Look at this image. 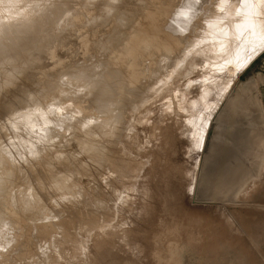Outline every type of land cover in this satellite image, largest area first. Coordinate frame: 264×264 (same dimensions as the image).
Here are the masks:
<instances>
[{
    "label": "rangeland",
    "instance_id": "obj_1",
    "mask_svg": "<svg viewBox=\"0 0 264 264\" xmlns=\"http://www.w3.org/2000/svg\"><path fill=\"white\" fill-rule=\"evenodd\" d=\"M10 1L49 24L0 44V264H264L257 0Z\"/></svg>",
    "mask_w": 264,
    "mask_h": 264
},
{
    "label": "bare ground",
    "instance_id": "obj_2",
    "mask_svg": "<svg viewBox=\"0 0 264 264\" xmlns=\"http://www.w3.org/2000/svg\"><path fill=\"white\" fill-rule=\"evenodd\" d=\"M230 1H231V0H230ZM233 1H234V0H233ZM235 1H236V0H235ZM247 1H248V0H247ZM10 2H12V1H10V0H0V44H2L3 41H4L5 39H6L8 42H10V41H15L16 43L21 44V46H24V45H31L32 43H35V38H37V37L40 35V32L42 31L40 28H42V26H44V25L47 23L48 18L46 19V21H44V20H45V19H44V18H45L44 15H46L47 13L44 12V10L42 11V6H38V5H37V7L34 8V9L36 10V12H37V14H36V12L34 11L35 14H36V16H34L33 18H28V16H27V19H28V20H26V21H29V24H28L29 27H28V30L26 31V33L29 31L28 36H26L25 39L23 38L22 40L20 39L19 41H17V40L19 39V37L21 36V34L19 33L20 31H19L18 28L21 29V27H20V26H19V27H18V26L15 27V19H12L11 16H10V18L5 17V19L2 17V16H3L2 14H3L4 12H6L7 9H10V7H12V6H10V5H11ZM17 2H18V1H17ZM89 2H90V1H89ZM204 2H205V1H204ZM218 2H220V1H218ZM237 3H238V2H237ZM254 3H255V2H254ZM199 4H200V3H199ZM15 5H16V3H15ZM228 5H229V2H228ZM235 5H237V4L235 3ZM249 5H251V4H249ZM253 5H254V6H252V7L250 8V11H252V12L249 11V13H254V15L252 14L253 16H255L254 18H252L253 23H252V21H250L251 18H250V20H248L249 17H253V16H250V14H248L249 16H247V17H248V18H247L246 15H244V17H246V18H244V19H247V21H249L250 24L252 23V25L249 26L250 29H251V27H252V29H251V30H252V33L249 31L250 29L248 30V31L250 32V34L248 33V31L246 32V34L248 33L249 36H247V39L244 40L245 43H244V41H243V43H244V47H248V46H250L251 43H252V40H253L254 42H257V41L259 40L258 37H260V36H262V35L264 34V0H257L256 4H253ZM13 6H14V5H13ZM30 6H31V5H30ZM34 6H35V5H34ZM16 7H17V6H16ZM16 7H15V8H16ZM19 7H20V6H19ZM19 7H17V9H18ZM199 7H200V6H199ZM229 7H233V6H229ZM234 7H235V6H234ZM12 8H13V7H12ZM49 8H50V7H49ZM201 8H202V7H201ZM243 8H244V7H243ZM243 8H242V9H243ZM204 9H205V8H204ZM217 9H218V8H217ZM233 9H234V8H233ZM233 9L231 10L232 12L235 11V10H233ZM26 10H27V9H26ZM205 10H206V9H205ZM213 10H214V9H213ZM222 10H223V9H222ZM222 10H221V11H222ZM226 10H227V9H224V11H226ZM229 10H230V9H229ZM237 10H238V9H237ZM7 11H8V10H7ZM12 11H14V10H12ZM19 11H21V10L19 9ZM22 11H23V9H22ZM29 11H30V10H29ZM29 11H28V12H29ZM209 11H210V10H209ZM218 11H219V10H218ZM246 11H248V10H246ZM17 12H18V11H17ZM24 12H25V11H24ZM31 12H32V10H31ZM206 12H208V11H206ZM229 12H230V11H229ZM235 12H236V11H235ZM7 13H8V12H7ZM201 13H202V11H201ZM203 13H204V12H203ZM208 13H209V12H208ZM215 13H216V12H215ZM223 13H224V12H223ZM226 13H228V12L226 11ZM237 13H238V11H237ZM4 14L6 15V13H4ZM13 14H14V13H13ZM24 14H25V13H24ZM28 14L30 15V13H28ZM206 14H207V13H206ZM228 14H229V13H228ZM228 14H227V16H228ZM230 14H231V13H230ZM233 14H234V13H233ZM235 14H236V13H235ZM239 14H240V11H239ZM241 14H242V13H241ZM246 14H247V13H246ZM7 15H8V14H7ZM15 15H18V13L15 14ZM19 15H21V14H19ZM19 15H18V16H19ZM33 15H34V13H33ZM33 15H32V16H33ZM202 15H203V14H202ZM204 15H205V13H204ZM209 15H210V14H209ZM209 15H208V17H209ZM220 15H221V13H220ZM223 15H224V14H223ZM231 15H232V14H231ZM231 15H229L230 18H232ZM242 15H243V14H242ZM8 16H9V15H8ZM23 16H24V15H23ZM23 16L21 15V17H23ZM25 16H26V15H25ZM218 16H219V15H218ZM227 16H226V19H227ZM12 17H15V16L13 15ZM150 17H151V16H150ZM206 17H207V16H206ZM212 17H213V16H212ZM220 17H221V16H220ZM223 17H224V16H223ZM233 17H235V16H233ZM237 17H238V15H237ZM15 18H16V17H15ZM202 18H205V16L202 17ZM230 18H228V19L230 20ZM241 18H242V17H241ZM17 19H20V18L18 17ZM21 19H22V18H21ZM24 19H25V17H24ZM208 19H209V18H208ZM219 19H220V18H219ZM222 19H223V18H222ZM234 19H235V18H234ZM234 19H233V20H234ZM237 19H239V18H237ZM237 19H236V20H237ZM206 20H207V19H206ZM229 20H228V21H229ZM210 21H211V20H210ZM234 21H235V20H234ZM234 21H233V22H234ZM239 21L241 22L240 19H239ZM242 21H243V20H242ZM17 22H18V20H17ZM19 22L21 23V21H19ZM45 22H46V23H45ZM48 22H49V21H48ZM230 22H232V20H231ZM230 22H229V23H230ZM233 22H232V23H233ZM27 23H28V22H27ZM232 23H231V26H232ZM16 24H17V23H16ZM43 24H44V25H43ZM47 24H49V23H47ZM47 24H46V25H47ZM195 24H196V23H195ZM207 24H208V23H207ZM207 24H206V25H207ZM250 24H249V25H250ZM9 25H10V30L7 31L6 28H7V26H9ZM18 25H19V24H18ZM24 25H25V24H24ZM28 25H26L25 27L27 28ZM46 25H45V26H46ZM151 25H152V24H151ZM245 25H246V20H245ZM21 26H22V24H21ZM204 26H205V25H204ZM25 27H24V28H25ZM241 27H242V25H241ZM43 28H45V27H43ZM8 29H9V28H8ZM59 29H60V28H59ZM247 29H248V28H247ZM16 30H17V31H16ZM233 30H234V29H233ZM237 30H238V29H237ZM245 30H246V28H245ZM15 31L19 33V34H18L19 36H18V37L16 36V37L14 38L11 34L14 33ZM21 31H22V30H21ZM153 31H154V30H153ZM153 31H152V33H153ZM234 32H235V31H234ZM244 32H245V31H244ZM24 33H25V32H23L22 34H24ZM57 33H58V32H57ZM146 34H147V33H146ZM241 34H242V33H241ZM241 34H240V35H241ZM244 34H245V33H244ZM3 35H4L5 37H3ZM24 35H26V34H24ZM235 36H236V35H235ZM244 36H246V35H243V36L241 35V38H243ZM237 37H238V36H237ZM140 38H141V37H140ZM229 39H230V38H228L227 41H231V40H232V38H231L230 40H229ZM6 40H5V41H6ZM179 40H180V39H179ZM5 41H4V42H5ZM7 41H6V42H7ZM224 41H225V40H224ZM227 41H226V43H227ZM238 41H239V40H238ZM240 41H241V40H240ZM133 42H134V41H133ZM233 42H235V41H233ZM260 42H261V41H260ZM260 42H259V44H261ZM29 43H30V44H29ZM174 43H175V42H174ZM228 43H229V42H228ZM240 43H241V42H240ZM257 43H258V42H257ZM130 44H131V43H130ZM231 44H232V41H231ZM231 44L229 45L230 47H229L228 50H227L228 52L230 51V49L232 50V48L234 47V44H233V47L231 48V46H232ZM254 44H255V43H254ZM262 44H263V42H262ZM53 45H54V44H53ZM127 45H128V44H127ZM173 45H174V44H173ZM222 45H223V44H222ZM224 45H226V44H224ZM239 45H240V44H239ZM239 45L237 44V47H238ZM18 46H19V45H18ZM51 46H52V45H51ZM51 46H50V47H51ZM199 46H200V45H199ZM199 46H198V47H199ZM257 46H258V45H256V48H259V47H260V46H258V47H257ZM173 47H174V46H173ZM173 47H172V48H173ZM222 47H223V46H222ZM226 47H227V46H226ZM254 47H255V46H254ZM53 48H54V46H53ZM131 48H132V46H131ZM224 48H225V47H224ZM235 48H236V45H235V47L233 48V50L231 51V54L229 53L230 55H229V54L227 53V51H225V50H224V51H225L224 53H227V54L229 55V57H230L232 54H233V55H236V53L239 52V51H237L236 53H232V52H235ZM226 49H227V48H226ZM237 49H238V48H237ZM237 49H236V50H237ZM243 49H245V48H243ZM246 49H247V48H246ZM253 49H254V48H253ZM247 50H248V49H247ZM247 50H245V52H246ZM251 50H252V49H251ZM251 50H249V52H250ZM129 51H132V50H129ZM215 51H216V50H215ZM215 51H214V52H215ZM221 51H222V50H221ZM240 51H242V49H240ZM243 51H244V50H243ZM243 51H242V52H243ZM170 52H171V51H170ZM247 52H248V51H247ZM249 52H248V54H249ZM253 52H255V50H253ZM122 53H123V52H122ZM220 53H221V52H220ZM118 54H119V53H118ZM239 54H240V53H239ZM239 54H237V56H238ZM244 54H245V53H243V55H244ZM47 55H48V54H47ZM52 55H53L52 53L49 54V56H51V57H52ZM219 55H220V54H219ZM225 55H226V54H222V55H220V56H223V57L221 58V60L225 57ZM241 55H242V54H241ZM243 55H242L241 58H239V60L243 58ZM246 55H247V54H246ZM252 55H253L252 52H250V55H248V57H246V56L244 55L245 58H246V60H241V61H243V62H241V63H243V65H244V64L246 63V61H248L249 58H250ZM212 56H213V55H212ZM212 56H211V57H212ZM215 56H216V55H215ZM218 57H219V56H218ZM232 57H233V56H232ZM235 57H236V56H235ZM239 57H240V55H239ZM252 57H253V56H252ZM209 58H210V57H209ZM215 58H216V57H215ZM225 58H226V57H225ZM225 58H224V59H225ZM226 59H228V58H226ZM232 59H234V58H232ZM232 59H230V60H232ZM213 60H214V59H213ZM221 60H220V61H221ZM235 60H238V58H236ZM239 60H238V62L236 61V62H237V65L239 64ZM214 61H215V60H214ZM217 61H219V59H218ZM222 61H223V60H222ZM226 61H227V60H226ZM198 62H199V61H198ZM215 62H216V61H215ZM221 64H222V63H221ZM224 64H225V63H223V66H225ZM235 65H236V64H235ZM243 65L241 64V66H243ZM226 66H227V64H226ZM230 66H231V65H230ZM51 67H52V66H51ZM184 67H185V66H184ZM232 67H233V66H232ZM238 67H239V66H238ZM234 68H235V67H234ZM241 68H242V67H241ZM241 68H240V69H241ZM218 69H219V68H218ZM229 69H231V68H229ZM196 70H197V69H196ZM215 70H216V69H215ZM235 70H236V69H234V71H235ZM237 70H238V69H237ZM234 71H233V72H234ZM206 72H207V71H206ZM233 72H232V74H233ZM192 73H193V72H192ZM211 74H212V73H211ZM235 74H236V73H235ZM233 75H234V74H233ZM209 76H210V75H209ZM7 77H8V76H7ZM9 77H10V76H9ZM75 77H76V76H75ZM73 78H74V77H73ZM65 79H66V78H65ZM74 79H75V78H74ZM78 79H80V78H78ZM76 80H77V79H76ZM216 80H217V78H216ZM232 80H233V79H232ZM60 81H61V80H60ZM78 81H80V80H78ZM78 81H77V82H78ZM219 81H220V80H219ZM64 82H65V81H64ZM70 82H72V81H70ZM85 82H86V81H85ZM216 82H218V81H216ZM80 83H81V82H79V85H77V84H75V85H77V87H78V86L81 85ZM221 84H222V83H221ZM60 85L62 86V84H60ZM60 85H59V86H60ZM63 85H65V84H63ZM73 85H74V84H73ZM210 85H211V84H210ZM212 85H213V84H212ZM214 85H215V84H214ZM215 86H216V85H215ZM63 87H64V86L60 87V89H61V88L63 89ZM218 87H219V86H218ZM66 88H67V87H66ZM80 88H81V86H80ZM80 88H79V90H80ZM83 88H84V87H83ZM85 88L87 89V87H85ZM91 88H92V86H91ZM210 88H211V87H210ZM210 88H209V89H210ZM212 88H213V87H212ZM221 88H222V87H221ZM77 89H78V88H77ZM77 89H76V91H77ZM213 89H214V88H213ZM216 89H217V88H216ZM81 90H82V88H81ZM87 90H88V89H87ZM210 90H211V89H210ZM214 90H215V89H214ZM66 91H68V90H66ZM204 91H205V89H204ZM59 92H61V91H59ZM63 92H64V90H63ZM63 92H62V93H63ZM83 92H84V91H83ZM88 92H89V91H88ZM205 92H206V91H205ZM56 93H58V92H56ZM212 93H213V92H212ZM58 94H59V93H58ZM58 94H55V95H58ZM83 94H85V93H83ZM213 94H214V93H213ZM220 94H221V93H220ZM72 95H73V94H72ZM214 95H215V94H214ZM73 96H74V95H73ZM75 96H78V95L76 94ZM70 97H71V95H70ZM206 103H207V102H206ZM205 105H206V104H205ZM209 105H210V104H209ZM35 106H36V105H35ZM35 106L33 105L32 108L36 109L37 106H36V107H35ZM30 107H31V106H30ZM39 107H40V106H39ZM54 107H55V109H54ZM54 107H52L51 111H47V113L50 112V114H49L48 116L46 115L47 118H48L49 116H53V118H57V119H59L58 116L55 114L56 111H57V107H56V106H54ZM27 108H29V107H27ZM23 110H24V109H23ZM29 110L31 111V108H29ZM29 110L27 109L26 112H29ZM32 110H33V109H32ZM36 110H37V109H36ZM36 110H33V111L36 112ZM21 111H22V110H21ZM24 111H25V110H24ZM37 111H39V110H37ZM42 111H43V110H42ZM67 111H68V110H67ZM18 113H19V112H17V114H18ZM21 113L23 114L24 112H21ZM21 113H20V115H22ZM30 113H31V112L27 113V115L30 114ZM36 113L39 114V112H36ZM40 113H41V112H40ZM74 113H75V112H74ZM161 113H162V112H161ZM17 114H16V115H17ZM24 114H25V113H24ZM32 114L34 115V112L31 113L30 116H31ZM16 115H15V116H16ZM27 115H25V116H27ZM42 115H45V114H42ZM42 115H41V116H42ZM18 116H19V114H18ZM28 116H29V115H28ZM35 116H36V115H35ZM12 117H13V116H12ZM23 117H24V116H23ZM20 118H21V116H20ZM24 118L26 119V117H24ZM28 118H29V117H28ZM28 118H27V119H28ZM30 118H31V117H30ZM30 118H29V119H30ZM34 118H35V117H34ZM34 118H32V119L34 120ZM43 118H44V117H42V120H43ZM45 118H46V117H45ZM200 118H201V117H200ZM13 119H14V118H13ZM16 119H18V117H16ZM27 119H26V120H27ZM202 119H203V118H202ZM38 120H39V119H38ZM40 120H41V118H40ZM42 120H41V121H42ZM50 120H51V119H50V117H49V121H50ZM53 120H54V119H53ZM59 120H60V119H59ZM10 121H15V124H16V120H15V119H14V120H12V119L10 120V119H9L8 122L10 123ZM21 121L23 122V124H25V123H24V120H21ZM31 121H32V120H31ZM43 121H44V120H43ZM195 121H196V120H195ZM18 122H20V120H19ZM22 122H21V123H22ZM27 122H28V120H27ZM27 122H26L25 125L28 124ZM32 122L34 123V121H32ZM39 122H40V121H39ZM51 122H54V121H51ZM51 122H50V123H51ZM57 122H58V120H57ZM202 122H203V121H202ZM9 123H7V124H9ZM21 123H20V125H22ZM44 123H45V122H44ZM179 123H180V122H179ZM15 124H13V126H14ZM46 124H47V122H46ZM181 124H182V123H181ZM184 124H186V123H184ZM18 125H19V124H18ZM18 125H17V127H18ZM33 125H35V124H33ZM41 125H42V124H41ZM58 125H60V124H58ZM8 126H9V125H8ZM22 126H24V125H22ZM183 126H184V125H183ZM27 127H31V125H30V126H27ZM27 127H26V128H27ZM33 127H35V126H33ZM33 127H32V128H33ZM39 127H40V126H39ZM47 127H49V126H46V128H47ZM51 127H52V125H51ZM8 128L12 130L11 125H10V127H8ZM22 128H23V127H22ZM22 128H21V129H22ZM36 128H37V127H35V130H32V129H31L32 132H33V131H36ZM40 128H41V127H40ZM181 128H182V127H181ZM14 129H15V127H14ZM18 129H20V128H18ZM41 129H42V128H41ZM44 129H45V128H44ZM29 130H30V128H29ZM31 130H30L29 132H31ZM37 130H38V128H37ZM39 130H40V129H39ZM42 130H43V129H42ZM46 130H48V128H47ZM51 130H52V129L49 128L50 133H51ZM18 131H19V130H18ZM18 131H17V132H18ZM24 131H25V130H24ZM26 131H27V130H26ZM26 131H25V134H26ZM40 131H41V130H40ZM84 131H85V130H84ZM15 132H16V131H15ZM17 132H16V133H17ZM29 132H28L27 134H29L28 136H31ZM36 132H38V131H36ZM41 132L43 133L44 130L41 131ZM13 133H14V130H13ZM19 133H20V131H19ZM34 133H35V132H34ZM34 133H33V134H34ZM39 133H40V132H39ZM42 133H40V134L42 135L41 139L43 138V135H45V134H42ZM50 133H49V134H50ZM84 133H86V132H84ZM11 134H12V133H11ZM21 134H22V133H21ZM23 134H24V132H23ZM27 134H26V135H27ZM31 134H32V133H31ZM33 134H32V136H34ZM87 134H88V133H87ZM172 134H173V133H172ZM35 135H37V133H36ZM51 135H52V134H51ZM13 136H14V134H13ZM16 136H17V135H15V137H16ZM28 136H27V137H28ZM32 136H31V137H32ZM38 136H40V135H38ZM38 136H37V137H38ZM46 136H47V135H46ZM49 136H50V135H49ZM52 136H53V135H52ZM142 136H143V135H142ZM173 136H174V135H173ZM193 136H194V135H193ZM11 137H12V136H11ZM15 137H13V138H15ZM18 137H19V134H18ZM20 137H21V136H20ZM22 137H24V136L22 135ZM53 137H54V136H53ZM88 137H90V136H88ZM88 137H87V138H88ZM92 137H93V136H92ZM13 138H12V139H13ZM24 138H25V137H24ZM24 138H23V139H24ZM35 138H36V137H35ZM38 138H39V140L37 139V141H40V137H38ZM50 138H52V137L50 136ZM93 138H95V137H93ZM167 138H168V137H167ZM171 138H172V135H171ZM173 138H174V137H173ZM173 138H172V139H173ZM19 139H21V138H19ZM23 139H21V140H23ZM48 139H49V138H48ZM96 139H97V138H95V140H96ZM13 140H14V139H13ZM17 140H18V138H17ZM30 140H31V139H30ZM30 140H28V142H29ZM34 140H35V139H34ZM44 140H45V138H44ZM46 140H47V138H46ZM18 141H19V140H18ZM18 141H17V142H18ZM23 141H25V140H23ZM26 141H27V138H26ZM26 141L23 142V146H21V147L24 148V149H25V146H26V144H27ZM35 141H36V140H35ZM35 141H34V142H35ZM197 141H198V140H197ZM17 142H15V143H17ZM20 142H21V141H19V143H20ZM32 142H33V139H32ZM45 142H46V141H45ZM48 142H49V141H48ZM96 142L98 143V140H97ZM12 143H13V142H12ZM12 143H10V144L12 145ZM24 143H25V146H24ZM40 143H41V142H40ZM40 143H39V144L36 143V144H38V146L40 147V146L42 145V144L40 145ZM42 143H43V142H42ZM50 143H51V142H50ZM13 144H14V143H13ZM30 144H31V141H30ZM33 144H34V143H33ZM33 144H32V147L34 146ZM36 144H35V145H36ZM45 144H46V143H45ZM45 144H43V145H45ZM11 145H10V146H11ZM14 145H17V146H18V147L16 148V151H17V149L20 147V146H19L20 144H19V145H18V144H14ZM14 145H13V148H14ZM43 145H42V146H43ZM46 145H48V143H47ZM46 145H45V146H46ZM92 145H94V144H92ZM95 145H96V144H95ZM28 146H29V145H27L26 147H27V149L29 150ZM30 146H31V145H30ZM42 146H41V147H42ZM15 147H16V146H15ZM41 147H40V148H41ZM88 147H90V146H88ZM91 147H92V146H91ZM2 148L5 150V148H4L3 146H2ZM2 148H1V149H2ZM6 148H7V147H6ZM8 148H9V147H8ZM30 148H31V147H30ZM34 148H35V147H33V149H34ZM85 148H86V147H85ZM24 149H23V150H24ZM33 149H32V150H33ZM38 149H39V148L37 147V152H38ZM5 151H6V150H5ZM8 151H9V152H8V153H9V154H8L9 156H10V154H11V156H13L12 153H13V154L15 153V150H14V149H12V152H11V153H10V150H8ZM13 151H14V152H13ZM18 151H19V150H18ZM18 151H17V152H18ZM24 151H25V153H26V150H24ZM40 151H41V150L39 149V152H40ZM17 152H16L14 155H16ZM20 152H22V151H20ZM20 152H19V153H20ZM6 153H7V151H6ZM6 153H5V154H6ZM19 153H18V155H21V154H19ZM25 153L23 152V154H24L23 156L27 155V154H25ZM27 153H28V152H27ZM29 153H30V152H29ZM29 153H28V154H29ZM32 153H33V152H32ZM34 153H36V152L34 151ZM103 153H104V152H103ZM37 154H38V153H37ZM18 155H17V158L19 159V156H18ZM32 155H33V154H31V156H32ZM27 157H28V156H26L25 159H23V160L26 161V162L28 163L29 160H28V159L26 160ZM34 157H35V156H34ZM11 158H13V157H11ZM11 158H10V159H11ZM17 158H16V159H17ZM20 158L22 159L21 156H20ZM28 158H32V157H28ZM18 159H17V160H18ZM11 160H12V159H11ZM19 160H20V159H19ZM23 160H20V161L23 162V163H25ZM187 160H188V159H187ZM15 161H16V160H15ZM13 162H14V161H13ZM15 163H16V162H15ZM88 163H89V162H88ZM20 164H21V163H20ZM22 165H23V164H22ZM24 165H25V164H24ZM56 203H57V202H56ZM69 216H70V215H69ZM71 223H72V222H71ZM0 225H1V224H0ZM64 225H65V224H64ZM4 226H5V225H4ZM9 226H10V225H9ZM20 226H21V225H20ZM7 227H8V226L6 225V228H7ZM2 228H4V227L2 226L0 230H1L2 232H4L3 230H4L5 228H4V229H2ZM9 229H10V227H9ZM9 229H8V230H9ZM101 229H102V228H101ZM5 232H6V229H5ZM68 232H69V231H68ZM65 234H66V233H65ZM203 234H204V233H203ZM219 234H220V233H219ZM214 239H215V238H214ZM4 242H5V241H4ZM1 243L3 244V241H1ZM55 247H56V246H55ZM78 247H79V246H78ZM77 253H78V252H77ZM64 254H65V253H64ZM80 254H81V253H80ZM75 255H76V254H75ZM43 256H44V255H43ZM43 256H42V257H43ZM70 257H71V255H70ZM70 257H69V258H70ZM38 258H39V257H38ZM34 259H35V258H34ZM59 259H60V257H59ZM41 260H42V259H41ZM79 262H80V261H79ZM116 264H124V262H123V261H119V262H117Z\"/></svg>",
    "mask_w": 264,
    "mask_h": 264
}]
</instances>
